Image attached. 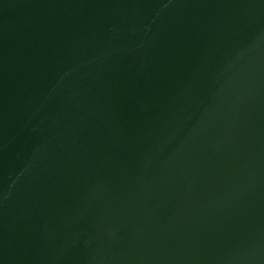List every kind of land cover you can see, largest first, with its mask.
<instances>
[{
    "label": "water",
    "instance_id": "95a60500",
    "mask_svg": "<svg viewBox=\"0 0 264 264\" xmlns=\"http://www.w3.org/2000/svg\"><path fill=\"white\" fill-rule=\"evenodd\" d=\"M0 264H264V0H0Z\"/></svg>",
    "mask_w": 264,
    "mask_h": 264
}]
</instances>
